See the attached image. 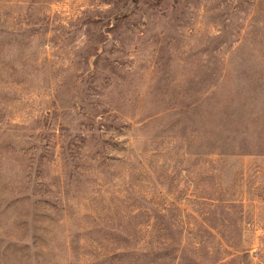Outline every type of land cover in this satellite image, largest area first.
<instances>
[{
  "label": "rangeland",
  "instance_id": "374dc122",
  "mask_svg": "<svg viewBox=\"0 0 264 264\" xmlns=\"http://www.w3.org/2000/svg\"><path fill=\"white\" fill-rule=\"evenodd\" d=\"M0 264H264V0H0Z\"/></svg>",
  "mask_w": 264,
  "mask_h": 264
}]
</instances>
